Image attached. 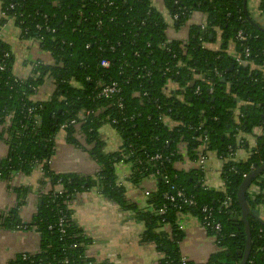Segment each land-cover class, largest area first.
Instances as JSON below:
<instances>
[{
	"label": "trees",
	"instance_id": "trees-1",
	"mask_svg": "<svg viewBox=\"0 0 264 264\" xmlns=\"http://www.w3.org/2000/svg\"><path fill=\"white\" fill-rule=\"evenodd\" d=\"M245 1L164 0L169 16L177 17V30L192 15L203 17V23L188 25L185 39L176 40L168 38L169 27L152 0H0V12L12 20L19 39L36 42L51 59L29 62L31 75L18 78L15 56L0 37V140L7 147L0 180L29 176L39 166L42 175L29 222L21 219L20 209L33 193L30 187L13 189L16 205L0 213V229L34 231L39 237L37 253L18 254L7 264H97L85 257L90 241L75 227L69 209L75 196L91 188L134 213L144 227L142 240L153 243L161 255L157 264L240 263L247 237L236 195L242 181L264 165V27L248 20ZM258 10L264 14V0ZM5 22L0 18V27ZM217 39L219 49H209ZM231 43L236 58L227 51ZM102 60L108 68L100 66ZM111 81L120 93L107 99L100 93ZM45 84L52 92L36 100ZM107 125L121 139L118 152L104 149L100 131ZM257 129L260 134L250 147L246 136ZM60 131L67 144L88 146L84 150L98 166L92 178L50 169ZM228 147H243L247 159H229ZM206 152L224 161L222 191L207 188L201 170L176 168L185 157L195 162ZM157 155L159 160L151 159ZM120 160L130 166L133 182L154 178L153 189L145 194L149 210L140 211L125 199L114 168ZM253 185L259 192L252 197L248 190ZM245 190L247 207L256 211L264 203V172ZM178 191L194 205L179 199ZM185 213L197 217L216 240V251L204 263L182 261L179 218ZM247 222L251 248L246 264H264V225L253 217ZM164 226L170 236L161 231Z\"/></svg>",
	"mask_w": 264,
	"mask_h": 264
},
{
	"label": "crops",
	"instance_id": "crops-1",
	"mask_svg": "<svg viewBox=\"0 0 264 264\" xmlns=\"http://www.w3.org/2000/svg\"><path fill=\"white\" fill-rule=\"evenodd\" d=\"M152 5L159 11L169 27L167 35L169 39L183 40L187 36V27L193 23H203V17L194 14L187 24L180 28H173L172 20L165 9L164 0H152ZM259 0H246V14L248 20L256 27H264V14L258 10ZM0 36L11 47L15 56L14 74L18 78H26L30 73L28 63L41 60L44 63L51 61L50 56L42 52L38 45L32 41L19 39L18 29L8 22L0 27ZM219 39L208 48L218 50ZM236 45L231 43L228 53L236 58ZM26 64V65H25ZM256 69V68H255ZM259 69V68H257ZM36 95V100L47 99L51 93L48 84H45ZM260 131L254 130L246 136L247 143L252 147L255 138ZM79 136V135H77ZM100 137L105 143L104 149L108 153L118 152L121 148V139L110 126H104L100 131ZM79 140H81L79 138ZM82 141V140H81ZM88 146L81 143L80 147H73L65 142V134L60 131L55 136V153L49 161L50 169L55 173H76L83 177H93L98 172L96 162L84 150ZM202 149V147H201ZM203 151V150H202ZM7 147L0 140V161L6 157ZM206 160L203 168L187 159H182L176 168L179 170L199 169L203 174V184L214 191H222L223 183L220 179V170L223 159L214 152L203 154ZM248 152L243 147L236 150L235 161H244ZM116 183L125 191V199L134 204L140 211L149 210L146 204V192L154 187V178L149 177L141 181H132V171L128 164L117 163L115 165ZM40 168L29 175H14L9 181L0 180V213H5L13 208L16 203V195L13 189L30 187L33 190L20 209V217L29 222L38 205L37 183L41 178ZM138 182V183H137ZM257 194L258 188H252L248 192ZM264 199V190L262 191ZM74 225L83 235L89 239L85 255L94 263L111 264H157L161 255L151 242L142 240L144 230L141 222L134 220V213L120 209L114 202L107 200L96 189L84 191L71 201L69 205ZM260 219L264 221V203L256 209ZM179 225L183 232L179 244L180 254L186 261L204 263L209 256L216 251L215 238L207 233L197 217L190 213L180 215ZM161 231L170 236L171 231L167 226ZM39 237L34 231H10L0 229V264H7L18 254H34L38 251Z\"/></svg>",
	"mask_w": 264,
	"mask_h": 264
},
{
	"label": "built area",
	"instance_id": "built-area-1",
	"mask_svg": "<svg viewBox=\"0 0 264 264\" xmlns=\"http://www.w3.org/2000/svg\"><path fill=\"white\" fill-rule=\"evenodd\" d=\"M0 18L6 19L5 24H7L8 22H12L11 19H7V17L5 16V14H4L3 12H0ZM170 18H171V17H170ZM176 19H177L176 16H174L173 18H171L172 23H173ZM201 26L203 27V25H201ZM0 37H1V36H0ZM238 38H239L240 40H244V39H245L241 33L238 34ZM34 43H36V42H34ZM248 56H249V50H248V49H245V57H248ZM236 60L240 63V61L238 60V58H237ZM100 66H101L102 68L106 69V68L109 67V62L106 61V60H102L101 63H100ZM30 75H31V71H30V73H29L28 76H30ZM33 90H34V91H37V90H35V89H33ZM119 93H120V88H119L118 83H117V82H114V81H111V82L107 83V85H104V86L102 87L100 95L103 96L104 98L110 99V98L117 97V96L119 95ZM196 93H197V92H196ZM117 106H118L119 108H121V109L123 108L122 103L120 102V100L118 101ZM29 111H30V110H29ZM30 112H31V111H30ZM73 123H74V121H71L70 123H67V124L62 125L61 128H62V129H65L69 124H73ZM204 141L206 142V140H205V139L203 140V143H204V145H205V142H204ZM204 145L202 146L201 151L204 149ZM182 148H183V146L181 145V146H180V149H182ZM236 150H237V149H234V148H232V147H228V158H229V159H234V157L236 156ZM179 153H183V151H180ZM160 158H161V156L157 155V156H155V157H152L151 159L159 160ZM205 160H206V156L203 155V154L201 153V155H200L199 158L195 161V163L199 166V168L202 169V168H203L202 166L204 165ZM119 163H121V164H127V163L124 162V160H120ZM39 168H40V166H39ZM252 188L254 189V188H256V186L253 185V186L250 187V189H252ZM249 194L252 195L251 191L249 192ZM254 195H255V194H254ZM176 196H177L179 199H182L184 203H187L188 205H194L193 201L190 200V199H186V198L184 197V195L182 194V192L178 191V192L176 193ZM165 198H166L167 200H169L170 202L173 201V198H170V197H168V196H166ZM160 211H161V213H164L163 210H160ZM202 213H203V214H206V213H207V209L204 208V209L202 210ZM204 222H205V225L208 224V216H205V217H204ZM58 226H59L60 228L64 227V221H63V219H60V220H59ZM203 228H204V227H203ZM213 229H214L216 235L219 236V235H220V230H221L220 225H219V224H215V225H213ZM62 232H63V230H62ZM215 241H216V240H215ZM85 257H86V255H85ZM182 261L185 262L186 260H185V259H182ZM86 264H93V263H91V262H87Z\"/></svg>",
	"mask_w": 264,
	"mask_h": 264
},
{
	"label": "water",
	"instance_id": "water-1",
	"mask_svg": "<svg viewBox=\"0 0 264 264\" xmlns=\"http://www.w3.org/2000/svg\"><path fill=\"white\" fill-rule=\"evenodd\" d=\"M246 8V1L244 2V9ZM246 12V9H245ZM224 82V81H222ZM262 172H264V165L256 168L254 171H252L241 183V185L238 188L237 191V202L240 206V213H241V219L244 223V228H245V234H246V245H245V249L244 252L241 256V261L239 264H246L249 254H250V248H251V241H250V231H249V224L247 222V217H253L255 218L260 224L264 225V221L262 219L259 218L258 213L256 211H252L249 210V208L247 207V203L245 201V186L247 184H249L253 177L255 175L261 174Z\"/></svg>",
	"mask_w": 264,
	"mask_h": 264
},
{
	"label": "rangeland",
	"instance_id": "rangeland-1",
	"mask_svg": "<svg viewBox=\"0 0 264 264\" xmlns=\"http://www.w3.org/2000/svg\"><path fill=\"white\" fill-rule=\"evenodd\" d=\"M49 88L51 89V92H52V87L51 86H49ZM7 153V152H6Z\"/></svg>",
	"mask_w": 264,
	"mask_h": 264
}]
</instances>
